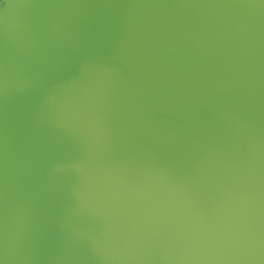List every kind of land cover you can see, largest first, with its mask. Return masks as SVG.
<instances>
[{"label": "water", "instance_id": "95a60500", "mask_svg": "<svg viewBox=\"0 0 264 264\" xmlns=\"http://www.w3.org/2000/svg\"><path fill=\"white\" fill-rule=\"evenodd\" d=\"M0 264H264V0H0Z\"/></svg>", "mask_w": 264, "mask_h": 264}]
</instances>
